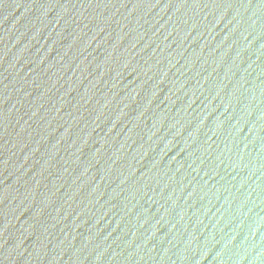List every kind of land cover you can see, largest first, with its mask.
Returning a JSON list of instances; mask_svg holds the SVG:
<instances>
[{"label":"water","instance_id":"water-1","mask_svg":"<svg viewBox=\"0 0 264 264\" xmlns=\"http://www.w3.org/2000/svg\"><path fill=\"white\" fill-rule=\"evenodd\" d=\"M0 264H264V0H0Z\"/></svg>","mask_w":264,"mask_h":264}]
</instances>
